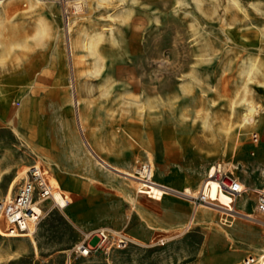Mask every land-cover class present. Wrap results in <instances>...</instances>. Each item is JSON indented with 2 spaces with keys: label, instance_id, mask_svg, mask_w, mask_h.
I'll list each match as a JSON object with an SVG mask.
<instances>
[{
  "label": "rangeland",
  "instance_id": "rangeland-1",
  "mask_svg": "<svg viewBox=\"0 0 264 264\" xmlns=\"http://www.w3.org/2000/svg\"><path fill=\"white\" fill-rule=\"evenodd\" d=\"M248 102L255 121L240 125ZM238 141L246 143L234 153ZM149 161L160 186L120 170L139 175ZM217 161L245 185L234 208L255 218L207 209L186 223L198 200L178 190L191 183L197 192L205 177L208 191L219 188L210 178ZM33 164L71 201L41 204L36 248L30 235L0 232V264H238L263 255L255 200L264 184V0L1 1L0 200ZM98 227L140 241L75 252Z\"/></svg>",
  "mask_w": 264,
  "mask_h": 264
},
{
  "label": "built area",
  "instance_id": "built-area-1",
  "mask_svg": "<svg viewBox=\"0 0 264 264\" xmlns=\"http://www.w3.org/2000/svg\"><path fill=\"white\" fill-rule=\"evenodd\" d=\"M211 177L217 182L219 188L226 190L232 194H239L244 190V185L234 176L232 171L225 166L221 161H217L212 165ZM49 172L40 164H33L26 170L22 181L13 195H6L0 200V216L4 221L3 233L6 235L16 234H31L41 216V204L49 198L52 205L59 206L53 196L52 189L54 188L49 179ZM62 195L66 196L62 193ZM200 201L204 200V195L201 192L194 197ZM33 205L39 207V212H36ZM255 209L264 217V187L257 191L255 200ZM264 222V220H262ZM83 239L74 246V251L79 254H87L91 248L107 246L122 248L135 240L123 229H109L98 227L93 230L85 231ZM92 241L94 244L90 243ZM160 243L164 242V238L157 240ZM262 255L255 256L251 253L244 255L238 264H259ZM264 257V255H263Z\"/></svg>",
  "mask_w": 264,
  "mask_h": 264
},
{
  "label": "bare ground",
  "instance_id": "bare-ground-1",
  "mask_svg": "<svg viewBox=\"0 0 264 264\" xmlns=\"http://www.w3.org/2000/svg\"><path fill=\"white\" fill-rule=\"evenodd\" d=\"M3 1V0H0V2ZM37 1H42V0H37ZM79 1V0H78ZM74 2V1H73ZM77 3V2H76ZM80 3V2H79ZM78 5V4H77ZM172 14V13H171ZM173 15V14H172ZM166 17V16H165ZM164 17V18H165ZM177 18V17H176ZM165 20V19H163ZM171 20V19H169ZM174 20V19H173ZM169 22V21H168ZM170 23V22H169ZM168 23L166 22V25ZM70 26V25H68ZM175 26V25H174ZM173 28V27H172ZM171 28V29H172ZM70 29V28H69ZM179 29V28H178ZM174 30V29H173ZM66 31V30H65ZM68 31V30H67ZM68 34V33H67ZM69 37V36H68ZM85 40V38H84ZM90 47H92V44L89 43ZM168 81V80H167ZM166 84V83H165ZM167 84H169L167 82ZM180 84V83H179ZM180 86V85H179ZM160 87V86H159ZM162 87V86H161ZM166 87V86H165ZM180 91V90H178ZM145 92V91H144ZM160 92V91H159ZM176 93V92H175ZM184 94V93H183ZM207 94V93H206ZM149 95V94H148ZM157 95V94H156ZM177 95V94H175ZM181 95V94H180ZM155 98V97H154ZM209 98V97H208ZM207 98V99H208ZM201 99V98H200ZM188 104V103H187ZM203 105V104H202ZM206 107V106H205ZM257 109H256V106L253 105L251 102H248V106H247V110L244 112L243 111V114H242V122L240 123V125H245V124H251L255 121V113H256ZM79 122V121H78ZM78 125V124H77ZM80 125V123H79ZM78 128V127H77ZM84 135V134H83ZM253 140H257V134H253ZM246 142L244 141H238L236 144H235V147H234V153L237 151V149H241V145L245 144ZM262 143V142H261ZM247 145V144H246ZM91 147V146H90ZM263 148H261L259 150V152L262 150ZM256 151V149H255ZM249 153V152H248ZM254 153V152H253ZM101 158V157H99ZM150 159V157H149ZM249 159V158H248ZM100 161H102L100 159ZM107 161V160H106ZM110 161V160H108ZM122 161V160H121ZM124 161V160H123ZM111 162V161H110ZM128 162V161H127ZM246 163V162H245ZM251 163V161H250ZM103 164V162H102ZM105 164V163H104ZM118 165V164H117ZM244 165V164H243ZM252 166V165H251ZM106 167V165H105ZM128 167V166H127ZM130 167V166H129ZM253 167V166H252ZM251 167V168H252ZM115 168V167H114ZM119 168V167H118ZM124 168V167H123ZM137 168V167H136ZM28 169V168H27ZM26 169V170H27ZM122 173H124L125 175H129L131 177H133L135 179V181L137 182V184L140 186V185H145L146 183L150 182L154 185H159V183H156L153 181V179L151 178V173L153 171L152 169V166H151V162L149 161L147 164L144 163V165H142L138 171H139V175L133 173L131 170L129 169H120ZM212 172H213V169H212V166H211V172H210V178L213 182H215L217 184V182L211 177L212 175ZM22 174H25V171L23 170L21 172ZM254 177V176H253ZM19 178L18 175L15 176V178L12 180V182L9 184L8 186V189H7V192H6V195H10L11 194V191H12V188H13V184L14 182ZM255 178V177H254ZM186 179V178H185ZM189 181V179H188ZM51 184L52 186L54 187L52 189V196L55 200V202L59 205V206H64L65 204V201L68 200L67 197H65L64 195H62V193L60 192V190L56 187V185L54 184V180L51 179ZM211 185L212 183L210 182L209 178L205 177L201 183H200V187H199V192H195L194 189H193V186L191 183H188L186 185H182L183 187L178 190L179 193H181L184 197L188 198V200L190 199L191 202H194L193 201V198L198 196L199 194H201V192L203 193L204 195V200L203 202H199V203H194L195 205L192 207V212L190 214V218H189V222L190 220H193V217L195 215H198V216H202L204 214H207L208 213V210H218L220 212H223L227 215H233L235 213H238V214H242L248 218H255L251 213L245 211V209H243L242 211H239L237 209L234 208V204H235V199L234 197L237 196L236 193L232 194L226 190H223L222 188H216V189H213L212 191H208V188L206 185ZM244 185V183H243ZM245 187V185H244ZM263 187H264V184H263ZM256 190V189H255ZM139 191L141 192H144L142 189H139ZM204 191V192H203ZM244 195V194H243ZM241 197V196H240ZM223 198V199H222ZM225 198V199H224ZM242 198V197H241ZM247 200V199H246ZM240 204V203H239ZM243 204V203H242ZM236 206V205H235ZM239 206V205H238ZM247 206V205H246ZM34 209L36 210V212H39V207L33 205ZM208 209V210H207ZM48 210V209H47ZM247 210V209H246ZM45 213V212H44ZM262 221V220H261ZM230 225V224H228ZM0 232L2 234H5L3 233V231L1 230L0 228ZM33 234V233H32ZM6 235V234H5ZM16 235H22V234H16ZM25 235H30V234H25ZM15 236V235H14ZM29 237H31V242L33 244V247L36 248V245H35V240L34 238H32V235H30ZM235 251V250H234ZM233 252V251H232ZM263 252V255H264V249L262 250ZM262 255V254H261ZM261 257V259L259 260V264H264V257ZM238 257V256H237Z\"/></svg>",
  "mask_w": 264,
  "mask_h": 264
},
{
  "label": "crops",
  "instance_id": "crops-1",
  "mask_svg": "<svg viewBox=\"0 0 264 264\" xmlns=\"http://www.w3.org/2000/svg\"><path fill=\"white\" fill-rule=\"evenodd\" d=\"M70 199H69V201L67 202V204L64 206V207H66L69 203H70ZM63 207V208H64ZM189 222V219L186 221V223H188ZM185 223V224H186ZM111 229H123V228H115V227H112ZM123 230H125L135 241L137 240V241H140V239L139 238H137L134 234H132V233H130L128 230H126V229H123Z\"/></svg>",
  "mask_w": 264,
  "mask_h": 264
}]
</instances>
